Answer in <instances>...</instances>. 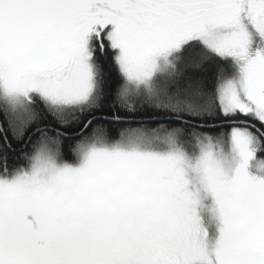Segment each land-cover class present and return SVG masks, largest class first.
<instances>
[{
	"label": "snow or ice",
	"instance_id": "1",
	"mask_svg": "<svg viewBox=\"0 0 264 264\" xmlns=\"http://www.w3.org/2000/svg\"><path fill=\"white\" fill-rule=\"evenodd\" d=\"M0 264H264V0H0Z\"/></svg>",
	"mask_w": 264,
	"mask_h": 264
}]
</instances>
